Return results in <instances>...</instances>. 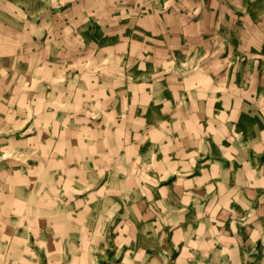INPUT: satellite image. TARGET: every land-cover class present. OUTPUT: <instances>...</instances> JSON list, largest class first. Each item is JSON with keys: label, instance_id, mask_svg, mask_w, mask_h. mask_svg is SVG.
Masks as SVG:
<instances>
[{"label": "crops", "instance_id": "crops-1", "mask_svg": "<svg viewBox=\"0 0 264 264\" xmlns=\"http://www.w3.org/2000/svg\"><path fill=\"white\" fill-rule=\"evenodd\" d=\"M12 254L264 264L263 0H0Z\"/></svg>", "mask_w": 264, "mask_h": 264}, {"label": "rangeland", "instance_id": "rangeland-1", "mask_svg": "<svg viewBox=\"0 0 264 264\" xmlns=\"http://www.w3.org/2000/svg\"><path fill=\"white\" fill-rule=\"evenodd\" d=\"M264 8V0H263ZM11 234H8L10 236ZM30 253V251H27ZM14 253V251H12ZM28 254V253H26ZM264 259V258H263ZM36 257L32 255H10V256H0V264H36Z\"/></svg>", "mask_w": 264, "mask_h": 264}]
</instances>
